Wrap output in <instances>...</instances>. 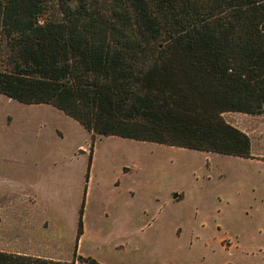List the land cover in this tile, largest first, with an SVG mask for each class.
Listing matches in <instances>:
<instances>
[{
  "label": "trees",
  "instance_id": "trees-1",
  "mask_svg": "<svg viewBox=\"0 0 264 264\" xmlns=\"http://www.w3.org/2000/svg\"><path fill=\"white\" fill-rule=\"evenodd\" d=\"M101 2L0 0V94L51 105L94 139L253 159L223 115L264 114V0ZM0 264L76 261L0 251Z\"/></svg>",
  "mask_w": 264,
  "mask_h": 264
},
{
  "label": "rangeland",
  "instance_id": "rangeland-1",
  "mask_svg": "<svg viewBox=\"0 0 264 264\" xmlns=\"http://www.w3.org/2000/svg\"><path fill=\"white\" fill-rule=\"evenodd\" d=\"M223 117L251 138L257 159L94 139L51 105L0 94V201L10 203L8 214L0 211V251L27 255V200H8L27 198V185H44L64 210L45 248L49 258L264 264V114Z\"/></svg>",
  "mask_w": 264,
  "mask_h": 264
},
{
  "label": "crops",
  "instance_id": "crops-1",
  "mask_svg": "<svg viewBox=\"0 0 264 264\" xmlns=\"http://www.w3.org/2000/svg\"><path fill=\"white\" fill-rule=\"evenodd\" d=\"M253 159H257L252 152ZM25 193L24 191L20 194ZM177 195L173 196V200H176ZM181 196L178 195V198ZM177 198V199H178ZM11 199H15L11 201ZM20 204H26L27 200V256L60 260L63 259L49 258L44 255L47 252V248L52 238V230L58 227V223L63 219V205L59 202V198L47 195L46 187L44 185H27V198L26 196L19 198L9 197L8 201ZM22 201V202H21ZM0 211L3 215L9 213L8 210H4V203L9 202L0 201ZM2 252H7L3 251ZM70 261V260H68Z\"/></svg>",
  "mask_w": 264,
  "mask_h": 264
},
{
  "label": "water",
  "instance_id": "water-1",
  "mask_svg": "<svg viewBox=\"0 0 264 264\" xmlns=\"http://www.w3.org/2000/svg\"><path fill=\"white\" fill-rule=\"evenodd\" d=\"M175 198L177 199L178 198V195Z\"/></svg>",
  "mask_w": 264,
  "mask_h": 264
}]
</instances>
